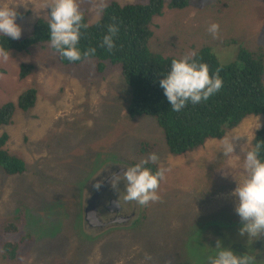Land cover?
<instances>
[{
  "label": "rangeland",
  "instance_id": "obj_1",
  "mask_svg": "<svg viewBox=\"0 0 264 264\" xmlns=\"http://www.w3.org/2000/svg\"><path fill=\"white\" fill-rule=\"evenodd\" d=\"M108 1L78 3L91 24ZM0 3L13 4L26 36L38 18L48 16L50 0ZM213 23L219 25L215 37L208 31ZM152 27L154 51L182 58L209 45L220 61L229 63L241 47H264V0H191L186 9L165 8ZM22 63L34 65L25 79L19 78ZM95 65V59L64 65L50 44L12 52L7 60L0 57V105L15 102L29 87L38 89L31 110L17 109L11 124H0V135L10 136L7 148L27 162L21 174L0 169V264H207L218 239L264 264V238L248 244L239 235L242 224L234 211L238 201L231 195L237 186L233 175L245 178L241 146L249 138L252 147L264 117L250 115L227 131L243 136L231 157L220 153L219 138L173 156L155 119L128 116L130 87L120 69L109 64L101 74ZM140 138L158 145L152 153L159 159L148 167L170 169L159 185L160 198L140 206L121 197L125 216L135 206L130 223L98 232L85 219L86 207L89 214L95 209L92 181L111 163L122 168L146 159L151 152H136ZM124 188L121 181L116 189L109 183L102 190L118 200ZM19 214L24 215L23 233L33 239L10 258L4 225Z\"/></svg>",
  "mask_w": 264,
  "mask_h": 264
},
{
  "label": "trees",
  "instance_id": "obj_2",
  "mask_svg": "<svg viewBox=\"0 0 264 264\" xmlns=\"http://www.w3.org/2000/svg\"><path fill=\"white\" fill-rule=\"evenodd\" d=\"M190 3L191 0H136L128 3L109 0L100 17L91 24L87 14L81 11L87 27L81 29L78 46L82 51L95 48L94 56L70 62L51 47L64 65H78L87 59H95L98 73L104 74L109 64L119 68L122 78L130 87L128 116L155 119L163 130L165 143L173 156L202 146L210 138L221 139L229 129L237 127L250 115L264 117V47L261 46L257 49L241 47L236 58L229 63L220 61L211 46H202L194 54L195 59L208 64L210 74L219 70L224 86L206 102L197 105L189 103L180 112L172 111L159 81L170 71L171 61L180 57L164 55L151 49L150 40L154 35L152 26L154 18L162 16L165 8L182 10ZM48 22L49 15L38 18L32 32L20 39L0 36V49L10 54L28 52L35 45L50 44ZM112 24H116L119 31L114 37L115 48L109 51L100 45L108 26ZM33 69L32 63H22L19 78H27ZM37 97L38 89L29 87L20 93L15 102L8 101L0 105V124H11L17 109L24 112L31 110ZM9 137L7 132L0 135V169L8 175L21 174L26 171L27 162L7 148ZM252 140V147L257 142L264 146V119ZM157 149L156 143L140 138L136 152L140 155ZM261 159H264V147ZM151 168L155 169L152 165ZM23 221L24 215L19 214L8 219L4 225V233L10 235L5 244L10 258L16 257L20 246L27 239H33L31 235L23 233Z\"/></svg>",
  "mask_w": 264,
  "mask_h": 264
},
{
  "label": "clouds",
  "instance_id": "obj_3",
  "mask_svg": "<svg viewBox=\"0 0 264 264\" xmlns=\"http://www.w3.org/2000/svg\"><path fill=\"white\" fill-rule=\"evenodd\" d=\"M48 15L49 43L62 58L76 62L95 55V48L82 51L78 46L81 29L87 27L78 0H50ZM17 16L18 12L13 4L0 3V36L13 40L21 38L22 28L17 23ZM118 31L116 24L109 25L100 46L109 51L114 49V37ZM208 31L214 37L217 36L219 25L216 23L209 25ZM8 55L7 50L0 49V57L7 60ZM159 84L172 111L175 112H180L189 103L197 105L208 101L224 86L219 70L210 74L208 64L198 62L194 55L189 54L173 59L170 71L163 76ZM240 137L243 136L235 131L226 132L221 137L220 153H223V157L235 155L236 141ZM250 143L248 138L247 143L241 146L245 178L241 181L233 175L237 186L231 193L238 201L234 211L242 224L239 235L247 237L248 244L264 238V159H261L264 146L257 142L255 147H249ZM158 159V154L151 153L146 159L134 165H122L126 167L122 173L111 174L110 183L113 189H116L121 181L125 185L124 191L119 195L118 206L121 197L125 202L134 201L140 206H146L160 198L159 185L170 169L159 167L153 171L148 167ZM103 183V180L98 181L95 185L96 189L99 190ZM212 249L213 252L207 256V264H256V257L250 252L240 254L233 248L226 247L222 240L218 239Z\"/></svg>",
  "mask_w": 264,
  "mask_h": 264
},
{
  "label": "flooded vegetation",
  "instance_id": "obj_4",
  "mask_svg": "<svg viewBox=\"0 0 264 264\" xmlns=\"http://www.w3.org/2000/svg\"><path fill=\"white\" fill-rule=\"evenodd\" d=\"M123 168V167H122ZM118 163H114L109 165L104 171H102L98 181H104L102 187L97 190L95 185L97 177L95 178L94 181V197L96 202H94V205L96 207V210L94 209V212L92 214L93 218H91L94 222V225H90L93 228H95L98 232L105 231L106 229L113 227V226H123V224H128L130 223V219L126 220L125 222H120L121 219L126 215L125 212H123V206L117 205V199L112 196L111 192H106L102 190L106 185L110 183L111 180V174L112 173H117L122 172V169ZM107 178V179H105ZM96 182V183H95ZM89 203V201H88ZM87 208V207H86ZM121 211V212H120ZM135 215V214H134ZM106 219H113L112 222L102 224L103 221Z\"/></svg>",
  "mask_w": 264,
  "mask_h": 264
},
{
  "label": "water",
  "instance_id": "obj_5",
  "mask_svg": "<svg viewBox=\"0 0 264 264\" xmlns=\"http://www.w3.org/2000/svg\"><path fill=\"white\" fill-rule=\"evenodd\" d=\"M90 203H91V201H90ZM134 203V202H133ZM95 206V205H94ZM97 207V206H96ZM96 207H95V210H96ZM89 208H90V206H88L87 208H86V212H85V219H86V222H88L90 225H94V221L91 219V217H90V215H89ZM134 210H135V206H132V212L129 214V215H127V216H124L122 219H121V221L120 222H125L126 220H128V219H130L131 218V215L132 214H135V212H134ZM113 221V219H106L105 221H103L102 222V224H105V223H109V222H112Z\"/></svg>",
  "mask_w": 264,
  "mask_h": 264
}]
</instances>
